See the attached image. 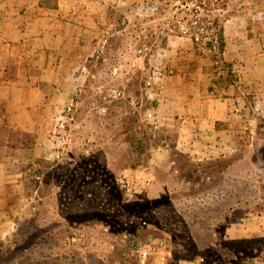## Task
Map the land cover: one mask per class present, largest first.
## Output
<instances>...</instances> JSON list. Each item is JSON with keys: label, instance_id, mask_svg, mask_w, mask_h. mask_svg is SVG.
Listing matches in <instances>:
<instances>
[{"label": "rangeland", "instance_id": "obj_1", "mask_svg": "<svg viewBox=\"0 0 264 264\" xmlns=\"http://www.w3.org/2000/svg\"><path fill=\"white\" fill-rule=\"evenodd\" d=\"M221 1L225 19L264 6ZM180 5L110 8L83 53L86 78L46 117L37 156L25 151L24 179L8 185L0 264H163L167 251L168 264H264V120L232 159L209 164L176 148L154 110L180 76L189 95L194 82L233 84L223 61L181 33Z\"/></svg>", "mask_w": 264, "mask_h": 264}, {"label": "crops", "instance_id": "obj_2", "mask_svg": "<svg viewBox=\"0 0 264 264\" xmlns=\"http://www.w3.org/2000/svg\"><path fill=\"white\" fill-rule=\"evenodd\" d=\"M117 2L0 0V220L8 209V185L24 179L25 151L37 156L46 117L59 114V101L72 100L86 78L83 53L102 34ZM225 35L224 58L236 81L213 91L194 82L196 92L189 95L182 93L186 81L180 76L154 108L168 131L176 132V148L209 164L232 159L252 121L264 120V6L230 14ZM171 255L159 259L168 264Z\"/></svg>", "mask_w": 264, "mask_h": 264}, {"label": "trees", "instance_id": "obj_3", "mask_svg": "<svg viewBox=\"0 0 264 264\" xmlns=\"http://www.w3.org/2000/svg\"><path fill=\"white\" fill-rule=\"evenodd\" d=\"M179 2L181 3L179 9L184 13L178 26L183 29L181 33L191 37L194 47L200 55L203 54L200 49L209 51L213 62L223 61L230 69V82H235L232 66L224 60L227 44L226 19L221 15V12L226 9V3L221 0H179ZM190 4L194 7L190 8Z\"/></svg>", "mask_w": 264, "mask_h": 264}]
</instances>
